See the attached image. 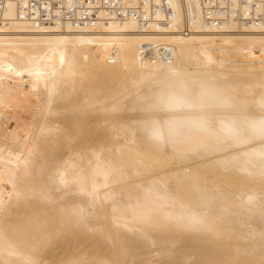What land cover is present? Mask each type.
Masks as SVG:
<instances>
[{"label":"bare ground","instance_id":"bare-ground-1","mask_svg":"<svg viewBox=\"0 0 264 264\" xmlns=\"http://www.w3.org/2000/svg\"><path fill=\"white\" fill-rule=\"evenodd\" d=\"M172 3L49 27L8 3L0 264H264V25Z\"/></svg>","mask_w":264,"mask_h":264},{"label":"built area","instance_id":"built-area-1","mask_svg":"<svg viewBox=\"0 0 264 264\" xmlns=\"http://www.w3.org/2000/svg\"><path fill=\"white\" fill-rule=\"evenodd\" d=\"M11 1L16 4L21 20L45 27L131 18L142 24L154 20L157 14L174 16L172 0H0V22ZM146 5H149L147 11ZM195 14L197 19L201 17L204 22L216 25L229 21L248 26L264 25V0H195ZM164 59L170 61L171 55L166 53Z\"/></svg>","mask_w":264,"mask_h":264},{"label":"rangeland","instance_id":"rangeland-1","mask_svg":"<svg viewBox=\"0 0 264 264\" xmlns=\"http://www.w3.org/2000/svg\"><path fill=\"white\" fill-rule=\"evenodd\" d=\"M7 69H9L8 66H7V68H6V67L4 68V70H5L6 72L8 71ZM9 70H10V69H9ZM7 73H8V75H4V74H3V77H4V76H6V77L8 76V77H10V79H11V77H13V76H12L13 72L8 71ZM6 77H4V78L6 79ZM8 77H7V78H8ZM4 78H3V79L0 78V86H3V82L5 81ZM10 79H9V82H13V81H14V80H12V79L10 80ZM13 79H15V77H13ZM7 80H8V79H7ZM6 83H8V81H6ZM4 84H5V82H4ZM1 91H3V89L0 88V92H1ZM63 146H64V145H63ZM63 146L61 145V147H63Z\"/></svg>","mask_w":264,"mask_h":264}]
</instances>
